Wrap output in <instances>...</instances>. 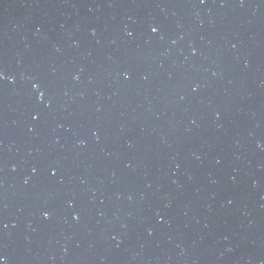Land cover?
<instances>
[{"label":"water","instance_id":"water-1","mask_svg":"<svg viewBox=\"0 0 264 264\" xmlns=\"http://www.w3.org/2000/svg\"><path fill=\"white\" fill-rule=\"evenodd\" d=\"M0 257L264 264V0H44Z\"/></svg>","mask_w":264,"mask_h":264},{"label":"snow or ice","instance_id":"snow-or-ice-1","mask_svg":"<svg viewBox=\"0 0 264 264\" xmlns=\"http://www.w3.org/2000/svg\"><path fill=\"white\" fill-rule=\"evenodd\" d=\"M152 31H153V32H155V31H156V29H155V28H153V29H152ZM0 264H4L3 257H0Z\"/></svg>","mask_w":264,"mask_h":264}]
</instances>
